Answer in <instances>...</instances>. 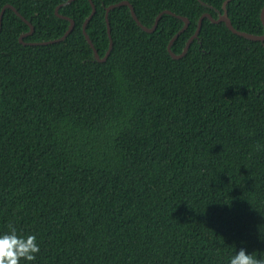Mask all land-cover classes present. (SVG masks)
<instances>
[{
    "label": "trees",
    "instance_id": "trees-1",
    "mask_svg": "<svg viewBox=\"0 0 264 264\" xmlns=\"http://www.w3.org/2000/svg\"><path fill=\"white\" fill-rule=\"evenodd\" d=\"M0 0V233L34 234L20 264H228L264 256V41L205 17L148 32L109 13L99 61L90 0ZM87 23L101 58L106 8ZM153 27L225 0H128ZM264 0H231L233 25L261 35Z\"/></svg>",
    "mask_w": 264,
    "mask_h": 264
},
{
    "label": "water",
    "instance_id": "water-1",
    "mask_svg": "<svg viewBox=\"0 0 264 264\" xmlns=\"http://www.w3.org/2000/svg\"><path fill=\"white\" fill-rule=\"evenodd\" d=\"M73 0H67L61 4H59L57 7H56V13L61 16V17H65L67 19L70 20V26L68 28V30L66 31V33L58 38V39H55V40H50V41H45V42H40V43H44V44H48V43H52V42H55V41H59L61 39H64L74 28L75 26V21L74 19L68 17V16H65L61 13H59V8L63 5H66V4H69L71 3ZM231 0H225L224 3H223V12L220 13L219 17L218 18H214L210 13H205L201 16L200 20H199V24H198V28L196 30V32L191 36V38L188 40L183 52L181 54H176L173 50H172V45H173V42L176 40V38H178V36L188 27L190 21L187 17L185 16H182V15H177L175 13H173L171 10H164L162 12H160L157 17H156V20H155V23L153 25V27H148L146 25H144L141 20L139 19L137 13L135 12V9H134V6L133 4L128 1V0H123V1H120V2H117V3H114V4H111L109 5L107 8H106V20H107V28H108V34L110 36V45H109V49H108V52L106 53L105 57L101 58L100 55H99V52L97 50V48L95 47L90 35L88 34L87 32V23L91 20V18L93 17V15L95 14L96 12V5L95 3L93 2V0H90L91 4H92V12L91 14L89 15V17L86 19L85 23H84V27H83V31H84V34L90 44V46L92 47V49L94 50V54H95V57L99 60V61H104L106 60L107 56L109 55L112 47H113V42H112V36H111V25H110V18H109V13L110 11L115 8V7H118V6H121V5H128L131 9V12H132V15L134 17V19L137 21V23L143 27V29H145L146 31L148 32H153L156 28H157V25L159 23V20L160 18L162 17V15L164 13H169V14H173L177 17H180L182 18L184 21H185V25L183 26V28L181 30H179L177 32V34L170 40L169 44H168V50L170 52V54L174 57V58H181L186 52L187 50L189 49L191 43L193 42V40L195 38L198 37L200 31H201V28H202V25H203V20L205 17H208L210 18L213 22H216V23H219V22H225L226 25L228 26V28L235 34H238V35H241V36H244L246 38H249V39H252V40H256V41H264V33L261 34V35H257V34H252V33H249V32H245V31H241L239 29H237L234 25H233V22L228 14V9H227V4L230 2ZM7 7H10V8H13L18 15H20L22 17V19L24 21H26L29 26H30V30L24 34H22L19 39L22 43L24 44H36L38 42H26L24 40V37L27 36V35H31L34 31H35V26L34 24L28 20L26 17H24L19 11L18 9L12 5V4H6L2 10H1V14H0V31H1V25H2V20H3V15H4V12H5V9ZM261 19H262V22L264 24V7L262 8V11H261Z\"/></svg>",
    "mask_w": 264,
    "mask_h": 264
},
{
    "label": "clouds",
    "instance_id": "clouds-1",
    "mask_svg": "<svg viewBox=\"0 0 264 264\" xmlns=\"http://www.w3.org/2000/svg\"><path fill=\"white\" fill-rule=\"evenodd\" d=\"M39 244L34 234H18L15 228L0 233V264H20V260L35 261ZM228 264H264V256H254L240 247L228 258Z\"/></svg>",
    "mask_w": 264,
    "mask_h": 264
},
{
    "label": "flooded vegetation",
    "instance_id": "flooded-vegetation-1",
    "mask_svg": "<svg viewBox=\"0 0 264 264\" xmlns=\"http://www.w3.org/2000/svg\"><path fill=\"white\" fill-rule=\"evenodd\" d=\"M158 26V25H157Z\"/></svg>",
    "mask_w": 264,
    "mask_h": 264
}]
</instances>
